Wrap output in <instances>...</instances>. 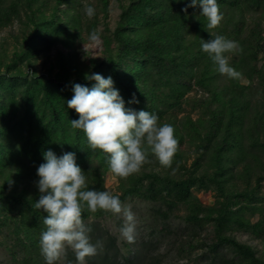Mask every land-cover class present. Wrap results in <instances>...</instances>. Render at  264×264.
<instances>
[{
	"label": "trees",
	"instance_id": "1",
	"mask_svg": "<svg viewBox=\"0 0 264 264\" xmlns=\"http://www.w3.org/2000/svg\"><path fill=\"white\" fill-rule=\"evenodd\" d=\"M116 1L112 29L105 21L109 0H99L103 31L97 28V12L85 18L89 33L99 34L103 54L71 75L69 51L58 48L57 68L42 72L34 55L58 42L72 48L71 28L82 22L83 1L53 0L46 11L47 0H0V28L15 19L24 33L13 35L18 46L0 60V262L46 264L39 239L47 213L34 205L36 169L51 149L57 156L74 152L88 188L109 191L124 205L139 201L147 206L139 217L152 220L134 242L121 234L116 243L121 231L103 225L113 213H92L85 205L82 219L91 228V242L102 245L85 264H264V0H217L223 19L211 30L199 6L183 11L190 0ZM209 32L242 49L225 53L239 78L220 74L202 50ZM93 73L113 78L126 107L149 111L158 124L174 126L179 147L171 167L149 151L147 162L160 170L143 165L127 178L116 175L115 191L105 187L109 154L93 150L83 130L72 128L70 121L79 114L67 107L73 83L91 88L95 81L85 77ZM194 89L199 95L188 98ZM133 94L139 103H128ZM184 103L199 110L195 119L176 118ZM187 134L194 152L190 164L182 149ZM202 190L213 193L211 204L195 194ZM204 229L208 237L201 235ZM238 233L257 240L260 248L239 240ZM161 241L172 255L167 263L155 252ZM58 264H77L71 248Z\"/></svg>",
	"mask_w": 264,
	"mask_h": 264
},
{
	"label": "clouds",
	"instance_id": "2",
	"mask_svg": "<svg viewBox=\"0 0 264 264\" xmlns=\"http://www.w3.org/2000/svg\"><path fill=\"white\" fill-rule=\"evenodd\" d=\"M197 6L202 9L200 14L207 18L208 30L220 25L223 15L217 0H190L183 11L186 13L188 7ZM85 13L92 18L95 8L85 6ZM90 39L98 41L99 34L93 31ZM201 48L217 65L220 74L229 78L240 77L225 55L242 51L236 41L211 34L210 39H202ZM85 78L94 80L95 84L89 88L73 83L74 94L67 100V107L74 109L79 119L71 120V126L83 130L93 150L100 149L109 154L111 172L121 178L139 172L147 162L149 151L162 166L171 167L179 147L174 126L158 124V116L149 111L126 107L111 76L105 78L93 73ZM128 103L139 101L133 94ZM43 156L44 162L36 169L39 179L35 183L39 189V199L34 206L47 213L43 219L45 230L39 239L40 252L46 264H58L68 248L74 252L77 264H85V258L96 255L98 248L102 247L99 241L95 244L91 242V228L82 219L85 205L92 213L104 210L122 215L125 222L120 229L121 234L129 243L134 242L136 219L130 206L122 204L119 197L109 191L88 188L74 152H63L57 156L49 149Z\"/></svg>",
	"mask_w": 264,
	"mask_h": 264
},
{
	"label": "rangeland",
	"instance_id": "3",
	"mask_svg": "<svg viewBox=\"0 0 264 264\" xmlns=\"http://www.w3.org/2000/svg\"><path fill=\"white\" fill-rule=\"evenodd\" d=\"M10 1V0H5ZM41 1V0H40ZM53 0H47L46 5L44 6L46 11L50 8V5H52ZM83 1V7L81 8L80 12L83 13V19L80 24H77L76 27L71 28L72 32L76 34L75 40L73 43L72 48L67 49L64 47L60 42H58L56 45H51L49 49L46 51H40L37 54H35L34 58V66L37 69L38 72H42L45 67L53 66L54 70L57 68V62L56 60V50L60 48L63 52H70L71 57L67 58L68 61V67L71 71V75H73L74 68H80L85 69V67L89 63L90 58H100L103 54L102 50V41L99 38L98 41H92L90 39L91 34L89 33L88 29L85 28V20L89 17L85 13V6L88 5L89 2L91 3V6L95 8V12H97L98 22H97V28L101 31H103V18L100 11V3L99 0H82ZM74 3V2H73ZM7 4V3H5ZM62 8L64 5L61 6ZM109 14L106 18V22H108V26L110 29H112L115 25V20L117 19L118 13H119V6L116 0H109V6H108ZM64 18L67 17V12L65 14H62ZM86 18V19H85ZM13 35H17L19 37L23 36L24 33L21 32L20 24L17 20L13 19L10 25L3 26L0 28V44H2V40L5 41L4 45H0V60L4 58V54H8L12 52L16 46H18V42L14 40ZM64 53V54H65ZM24 68V67H22ZM194 95H199V91L197 89H194L192 92L188 93V98ZM187 98V99H188ZM177 112V113H176ZM176 114V118H183L186 116H190L192 119H195L198 116L199 110L195 108H191V106L188 103L182 104L181 108L179 110H176L174 112ZM166 119V116L162 118L163 122ZM191 139H188V134L185 135V138L182 142V149L186 151V154L189 156L186 160L187 164H190L194 157V152L192 153V145H191ZM152 162V161H151ZM151 162L144 163V167L146 169L149 168H155L157 170H160L162 167L160 165H155ZM171 172L173 173L172 169ZM1 181V179H0ZM103 181L105 187L109 188L111 191H115L118 183L117 176L112 173L111 171H107L103 174ZM264 190V188H263ZM195 194L200 198V200L204 204H211L214 200L213 193L211 191H195ZM125 206H130L131 211L135 215L136 219V233L135 237H141L142 235L147 233V224L149 222H152L151 218L146 217L142 220L139 216L142 214H145L147 211V206L142 204L139 201H131L125 204ZM182 212V210H180ZM254 217L253 219H255ZM118 220H121V225L118 224ZM124 218L120 214H114L113 216L107 219L106 222H104L103 225L107 226V228L113 232H115L117 229H121V227L124 225ZM208 229H204L201 232V235L203 237H208L209 235L206 234ZM176 236V235H175ZM237 237L239 240L250 242L254 245H257L258 248H260V245L257 243V240H251L249 237L244 233H238ZM116 243H120L121 239V232L117 233L116 237ZM161 238V237H160ZM161 240V239H159ZM166 241V240H165ZM165 241L162 243V241L159 244V247L157 245V249L155 252H157L159 259H161V262H168L170 259L171 254L167 252V246H165ZM0 260H2V256H0ZM0 264H7L6 262H0ZM194 264H198L197 261L194 262Z\"/></svg>",
	"mask_w": 264,
	"mask_h": 264
}]
</instances>
